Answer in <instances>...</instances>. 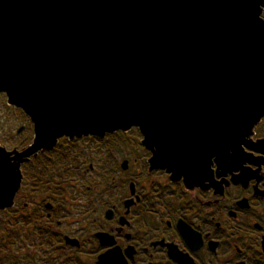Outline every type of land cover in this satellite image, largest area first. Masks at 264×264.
I'll use <instances>...</instances> for the list:
<instances>
[{
  "label": "water",
  "instance_id": "1",
  "mask_svg": "<svg viewBox=\"0 0 264 264\" xmlns=\"http://www.w3.org/2000/svg\"><path fill=\"white\" fill-rule=\"evenodd\" d=\"M263 8L264 0H0V94L33 132L22 149L0 144V210L14 204L21 166L63 137L135 127L150 167L173 178L208 156L241 161L264 117ZM113 252L96 264H127Z\"/></svg>",
  "mask_w": 264,
  "mask_h": 264
},
{
  "label": "flooded vegetation",
  "instance_id": "2",
  "mask_svg": "<svg viewBox=\"0 0 264 264\" xmlns=\"http://www.w3.org/2000/svg\"><path fill=\"white\" fill-rule=\"evenodd\" d=\"M105 138L63 137L31 158L32 186L15 197L30 248L17 264H96L108 249L127 264H264V117L241 161L208 156L175 178L150 167L137 128Z\"/></svg>",
  "mask_w": 264,
  "mask_h": 264
},
{
  "label": "rangeland",
  "instance_id": "3",
  "mask_svg": "<svg viewBox=\"0 0 264 264\" xmlns=\"http://www.w3.org/2000/svg\"><path fill=\"white\" fill-rule=\"evenodd\" d=\"M6 104V99L4 96H0V144L4 145L7 149H11L13 147V143L15 140H20L23 137H26L27 134L30 133V127L32 125L26 120V118L22 117L19 112H16L12 108H9ZM20 126H23V130L18 133V129ZM13 140V143H10ZM7 141V142H5ZM95 143L92 142V146H94ZM92 149V148H91ZM90 161H93L95 159V156L93 154H87L86 155ZM26 165L24 166V168ZM24 171V170H23ZM24 184L22 185V189H27ZM18 206L15 204L12 208L6 209L3 211H0V229L1 230H7L10 232H13L14 230H17L20 232L22 229H24V225L19 220L17 221L16 225H13L12 220L15 221L20 217L23 210H18ZM21 214V215H19ZM17 216V217H16ZM25 238H23V241H29L31 238V227L30 224L25 228L24 230ZM19 236V234H18ZM17 238L19 240V237ZM17 240V242L11 246L13 252L15 254H19L20 252H25L27 247L30 248L28 243H23L21 241ZM25 245V247H21L22 245ZM24 255H22L23 257ZM87 263L90 264L89 260H87ZM22 264H32L30 261L26 263L25 258H23Z\"/></svg>",
  "mask_w": 264,
  "mask_h": 264
},
{
  "label": "trees",
  "instance_id": "4",
  "mask_svg": "<svg viewBox=\"0 0 264 264\" xmlns=\"http://www.w3.org/2000/svg\"><path fill=\"white\" fill-rule=\"evenodd\" d=\"M0 96H3V95H0ZM9 108L10 109L12 108L16 112H19V114L22 117L26 118V120H27V117L25 116V114L21 110L15 108V107H11V106ZM29 131H30V133L27 134L26 137H23L22 139H20L18 141L15 140L14 143H13V140H12L10 143H13V147L20 148V147L25 146L27 143H29L30 139H31V135H32L31 128H30ZM119 133H121V132H119ZM111 138H113V135H108L105 138V140L106 139H111ZM117 138L118 139H124L125 135L124 134L123 135L119 134L117 136ZM5 142H7V141H5ZM61 160H63L62 157H61ZM23 170H24L23 171V184L26 187L29 188V187L32 186V181H33V178L31 176V163L30 162L27 163L26 167L23 168ZM41 171L44 172V174L47 173V171L44 170L42 167H41ZM17 220L15 221V223L12 220L13 225L17 224ZM16 232L17 231L15 230V231L11 232V234H10L9 231L4 230V229L3 230L0 229V264H17V260H18L17 256L15 255V253L13 252V250L11 248V246L14 245L17 242V234H16Z\"/></svg>",
  "mask_w": 264,
  "mask_h": 264
}]
</instances>
